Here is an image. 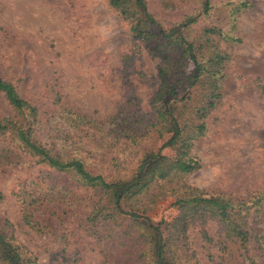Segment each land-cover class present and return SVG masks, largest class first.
Instances as JSON below:
<instances>
[{
    "label": "rangeland",
    "instance_id": "374dc122",
    "mask_svg": "<svg viewBox=\"0 0 264 264\" xmlns=\"http://www.w3.org/2000/svg\"><path fill=\"white\" fill-rule=\"evenodd\" d=\"M147 5L154 29H178L194 44L205 66L196 80L189 78L193 59L178 46L161 52L159 39L134 36L110 0H0V74L37 108L35 135L48 147L64 118L85 117L87 123L67 129L83 144L73 154L106 177L131 175L144 152L175 157V147L163 145L170 133L159 109L166 107L180 126L203 122V133L189 146L199 165L181 181L209 194L246 198L254 233L264 234V220L254 224L264 212V0ZM188 17L194 22L181 26ZM214 52L224 55L218 66L208 61ZM208 75L216 78L215 89ZM209 93L218 94L214 105L196 118ZM12 116L17 112L0 93V118ZM174 186L158 181L146 194L122 201V208L147 215L164 230L163 222L179 214ZM0 192V220H7L8 234L36 264H151L144 252L134 255L143 249L136 229L89 221L91 210L106 203L104 192L39 162L12 131L0 134ZM183 237L184 248L194 253L188 264H264L263 238L261 246L249 245V260L237 242L222 248L224 233L215 219L189 220Z\"/></svg>",
    "mask_w": 264,
    "mask_h": 264
},
{
    "label": "trees",
    "instance_id": "16d2710c",
    "mask_svg": "<svg viewBox=\"0 0 264 264\" xmlns=\"http://www.w3.org/2000/svg\"><path fill=\"white\" fill-rule=\"evenodd\" d=\"M208 3L209 0H204V6L207 7ZM110 4L119 10L124 19L129 20L134 36L143 39H159L158 47L161 52L170 46H178L180 54L193 59L195 63L196 70L189 78L192 81L198 78L205 66L197 61L194 44L188 41L178 29H154L156 20L148 8L147 0H110ZM240 6L243 7L246 4L241 3ZM194 20V17H188L180 25H189ZM206 32L212 34L218 31L206 29ZM223 58L222 53L214 52L208 61L212 66H218ZM212 70L211 68L209 71L214 72ZM165 73L166 68L162 67L160 69L162 78L165 77ZM208 79L215 89L217 87L216 78L209 76ZM261 91L264 94V85H261ZM0 93L18 115L0 118V134L12 131L20 146L37 157L39 162L46 163L56 170L70 171L78 176L83 183L104 192L107 198L106 203L97 204L91 210L88 219L98 227H109V224L113 223L125 230L136 229L135 242L143 240L140 247L143 249L135 252L134 255L141 256V253L144 252L150 256L151 264H188L189 258L194 257V253L184 248L185 238L183 235L189 220L204 219L205 217L215 219L220 223L221 231L224 233L221 241L222 248L226 249L229 241L237 242L244 251V256L250 260L249 245L252 248L253 242H257L261 246L259 240L260 238L264 239V234L254 233L256 231L248 220L250 209L247 207L246 198L237 199L209 194L187 186L181 181L183 174L194 170L199 165L198 160L189 153V146L194 138L203 133V122L180 126L177 118L166 116V107L163 110L159 109L157 116L160 121L164 120L162 128L170 133L163 145L175 147V157L162 155L159 151L156 153L153 151L144 152L139 159L137 168L131 175L120 178L106 177L102 173H93L87 169L84 160L73 154V152L78 153L83 144L80 142L79 136H74L67 129L87 123L85 117L76 115L64 118V129L58 127L60 131L51 137V144L54 146L50 148L37 140L35 135V130L39 128L40 123L37 108L22 98L15 85L4 79L1 74ZM217 97L218 94L209 93L205 101L206 104L197 110L196 114L200 116H196V118L203 117L205 111L214 105ZM93 139H95L94 136ZM112 161H117V159L113 158ZM158 181L174 183L173 193L179 209L177 217L169 222H163L164 230L161 228V223L154 224L147 215L134 210L127 212L122 208V201L146 194L152 184ZM242 209H244L243 214H241ZM261 211L262 213L258 214L260 222L254 223L255 225L261 224L264 220V212ZM163 231L166 233L165 235ZM201 236L205 241H211V237L205 230H202ZM177 250L181 252L180 255L176 253ZM0 264H36L35 258L28 253L26 248L8 234L7 220H0ZM143 264H149V262ZM193 264H197V262L194 261Z\"/></svg>",
    "mask_w": 264,
    "mask_h": 264
}]
</instances>
